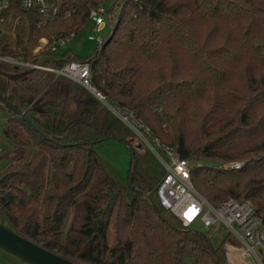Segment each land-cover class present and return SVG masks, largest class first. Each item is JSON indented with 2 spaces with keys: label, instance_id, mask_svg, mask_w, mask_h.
Listing matches in <instances>:
<instances>
[{
  "label": "trees",
  "instance_id": "16d2710c",
  "mask_svg": "<svg viewBox=\"0 0 264 264\" xmlns=\"http://www.w3.org/2000/svg\"><path fill=\"white\" fill-rule=\"evenodd\" d=\"M51 1L59 15L40 26L13 9L0 53L61 65L72 49L33 54L40 38L81 32L105 2ZM107 14L103 45L74 54L91 60L94 84L195 161L190 179L212 204L246 198L264 221V0H114ZM9 98L31 122L11 109L3 127L0 222L80 264H229L225 247L161 205L163 166L84 85L34 68ZM110 138L132 151L127 178L96 148Z\"/></svg>",
  "mask_w": 264,
  "mask_h": 264
},
{
  "label": "built area",
  "instance_id": "2783aa9c",
  "mask_svg": "<svg viewBox=\"0 0 264 264\" xmlns=\"http://www.w3.org/2000/svg\"><path fill=\"white\" fill-rule=\"evenodd\" d=\"M16 7L35 13L37 15L35 23L39 26L55 19L60 11L59 6L51 0H0V32L7 21L14 17L13 9ZM19 16L20 14H17L16 19ZM108 21L105 5L91 9L89 25L96 31L105 28ZM77 34L72 31L69 34L42 36L33 49V54H39L47 49L53 54L57 52L60 58L64 56L60 54L62 49L69 47V42ZM88 37L98 41V48L103 45L106 38L100 33L89 34ZM74 54L72 52L71 56H64L65 61L61 65L44 63L24 54L16 56L0 53V61L16 65L20 69L32 67L50 70L84 85L134 131L163 166L165 172L156 187V194L162 206L177 216L185 226L194 228V223L199 221L206 226L218 224L226 228L228 235L232 234L241 248L234 264H264V221L257 214L255 206L246 198H228L218 204H212L193 185L190 179L191 163L188 158L182 157L175 145L162 143L152 134L150 127L138 120L131 110L112 102L94 84L91 60L78 59ZM241 163L242 160H238L224 166L238 167ZM189 215L192 216L191 219L188 218ZM225 249L229 260V249L227 247Z\"/></svg>",
  "mask_w": 264,
  "mask_h": 264
},
{
  "label": "rangeland",
  "instance_id": "374dc122",
  "mask_svg": "<svg viewBox=\"0 0 264 264\" xmlns=\"http://www.w3.org/2000/svg\"><path fill=\"white\" fill-rule=\"evenodd\" d=\"M113 3H114V0H105L103 5H105L106 8L108 9L112 7ZM118 11H119L118 9H115V11H112L113 13L110 11L111 13L110 15L116 16L118 14ZM110 15L107 14L108 20L110 18L109 17ZM9 22L7 21L6 24H9ZM109 23H110V20L108 21V24L106 25V27L103 28L99 32L96 31L91 25H87L81 32H79L75 37L72 38L68 46L72 49V51L75 54H78L80 56L91 55L99 47V43L95 39H90L88 37L89 34L96 35L100 33L104 37H107L109 33V28H110ZM6 24L4 25V29H2V31L0 32V35H2L5 32H10V33H13V35H15L16 28L14 26V21L12 23L13 27H10L11 24H9L8 26ZM17 46H18L17 44L13 45L14 48H16ZM12 114L13 112H11L9 109L0 107V143H2V145L5 147L2 154L6 153V151L9 150L10 147L12 146L11 144H9V140L5 137L3 133V127H5L8 117L11 116ZM74 114H75V111L73 115ZM133 140L137 141L138 144L141 145V142H139V140L135 136ZM96 148L101 153V155L112 166H114L117 169V171L123 178H127L128 168L130 165V158L132 155V151L127 143H125L124 141L118 140V139L110 138V139H106L98 143L96 145ZM242 159L243 158L233 160V161H238V160L240 161ZM188 160L190 161L191 164L195 163V161L192 160L191 158H188ZM5 161L6 160L4 159H0V171L4 169ZM233 161H223L220 163V165L223 167L225 164H229ZM193 227L197 230L206 232L207 235L211 238L213 245H218L220 243L223 247L225 248L227 247L229 249V252H228L229 260L227 259L229 264H234L235 261H237L236 257L239 254L241 248L238 246V244L234 240V236L232 234L228 235L226 228L221 227L218 224H215L213 226H206L199 221H196ZM109 239L111 242H113L114 240L112 227H110V230H109ZM0 264H29V263L0 247Z\"/></svg>",
  "mask_w": 264,
  "mask_h": 264
},
{
  "label": "water",
  "instance_id": "95a60500",
  "mask_svg": "<svg viewBox=\"0 0 264 264\" xmlns=\"http://www.w3.org/2000/svg\"><path fill=\"white\" fill-rule=\"evenodd\" d=\"M1 65L6 67L9 66L10 63L0 61V66ZM33 69L34 68L32 67L27 68L22 72L16 73L14 77L16 80L24 79ZM27 99L30 102L33 101L32 97L27 96ZM0 106L3 108L10 107L11 109H13V111L19 113L26 120L31 122L30 118L26 114V111L21 109L18 104L12 102L8 98L7 92H2L1 89ZM138 145L140 146V144ZM0 247L10 252L11 254L23 259L29 264H80L43 247L42 245L18 233L2 222H0Z\"/></svg>",
  "mask_w": 264,
  "mask_h": 264
},
{
  "label": "flooded vegetation",
  "instance_id": "af4514ba",
  "mask_svg": "<svg viewBox=\"0 0 264 264\" xmlns=\"http://www.w3.org/2000/svg\"><path fill=\"white\" fill-rule=\"evenodd\" d=\"M27 68L20 69L18 66L10 64L9 66H0V89L2 90V87H5V90L2 92H7L8 98H9V93L10 90L14 85H19L23 79L16 80L14 75L16 73L22 72ZM10 99V98H9ZM37 103L33 100L31 102V107H36ZM1 107V106H0ZM3 108V107H2ZM6 109H9L11 112V108L7 107Z\"/></svg>",
  "mask_w": 264,
  "mask_h": 264
},
{
  "label": "snow or ice",
  "instance_id": "6c2138e0",
  "mask_svg": "<svg viewBox=\"0 0 264 264\" xmlns=\"http://www.w3.org/2000/svg\"><path fill=\"white\" fill-rule=\"evenodd\" d=\"M186 215H187V214H186ZM188 218H189V219H191V218H192V216H190V215H189V216H188Z\"/></svg>",
  "mask_w": 264,
  "mask_h": 264
}]
</instances>
